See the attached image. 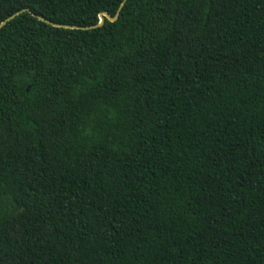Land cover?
Returning <instances> with one entry per match:
<instances>
[{
	"label": "trees",
	"instance_id": "trees-1",
	"mask_svg": "<svg viewBox=\"0 0 264 264\" xmlns=\"http://www.w3.org/2000/svg\"><path fill=\"white\" fill-rule=\"evenodd\" d=\"M0 0V264H264V0Z\"/></svg>",
	"mask_w": 264,
	"mask_h": 264
},
{
	"label": "water",
	"instance_id": "water-1",
	"mask_svg": "<svg viewBox=\"0 0 264 264\" xmlns=\"http://www.w3.org/2000/svg\"><path fill=\"white\" fill-rule=\"evenodd\" d=\"M124 1L123 0L121 2V4L119 5L118 9L116 10L115 14L114 15H111L109 12L107 11H102L100 12L99 14V22L94 24V25H89V26H76V25H69V24H59V23H54L52 21H49L41 16H39V19L43 20V21H46V22H49V23H52L53 25H56V26H62V27H72V28H82V29H89V28H93V27H96V26H100L103 22H104V19L107 18L109 21H114L117 19L118 15H119V12L124 4ZM19 13V11L15 12V13H12L10 14L9 16H7L3 21L0 22V28L10 19H12L13 17H15L17 14Z\"/></svg>",
	"mask_w": 264,
	"mask_h": 264
}]
</instances>
